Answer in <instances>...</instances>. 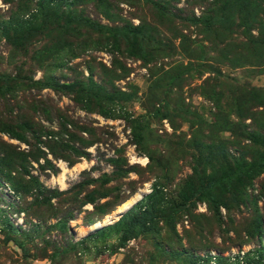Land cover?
Listing matches in <instances>:
<instances>
[{
    "label": "rangeland",
    "instance_id": "374dc122",
    "mask_svg": "<svg viewBox=\"0 0 264 264\" xmlns=\"http://www.w3.org/2000/svg\"><path fill=\"white\" fill-rule=\"evenodd\" d=\"M222 1L0 0V22L23 23L0 32V126L25 124V141L0 131V264H191L260 244L264 0ZM205 16L223 20L205 31ZM48 75L66 87L30 84ZM91 90L115 101L110 115L87 105ZM154 184L182 205L171 222L121 244L116 230L75 236Z\"/></svg>",
    "mask_w": 264,
    "mask_h": 264
},
{
    "label": "trees",
    "instance_id": "16d2710c",
    "mask_svg": "<svg viewBox=\"0 0 264 264\" xmlns=\"http://www.w3.org/2000/svg\"><path fill=\"white\" fill-rule=\"evenodd\" d=\"M62 1L64 3H67L69 0H62ZM58 2H60V0H38L39 5L42 3L56 4ZM234 4H236L237 6L239 5L245 6L247 4V1L245 0H223L221 4L219 5V7L221 8V10H224ZM222 20L223 19L221 16H205L204 18L194 19V22L199 24L201 27H203L205 31H211L213 27H215L218 24H221ZM75 23H77L78 25L90 28V29H98V30H103V31L110 30L109 27L95 23L85 18H75ZM21 24L23 23L20 20H15V21L10 20V19L5 20L3 22H0V32L4 35V37L9 38L8 37L9 34H7L9 30H12L13 28ZM116 31H118L119 33H122V32L130 33L133 36L134 35L136 36L138 35L137 33H139L135 31L134 28H128L127 26L121 27L120 29H116ZM141 35L143 36V34ZM53 68H56V67L53 65ZM30 84L36 86L37 89L49 88L51 90H57L60 87H63V86L66 87L65 84L64 85L59 84L57 79H55V77L52 75L45 76L44 79H37V80L30 79ZM89 85L91 89L97 88V86L92 81H89ZM86 95H87L86 98L90 97L89 100L88 99L86 100L87 105L90 103H93V105H98V106L100 105L101 99L98 93L91 90V92L86 93ZM106 102H108V107L107 105L99 106V112L105 113L104 115H110L111 109L113 108L112 105L115 103V101L111 102L108 99ZM121 112L122 111H119V114ZM163 115H166V114L163 113ZM131 122L133 123L132 125H133V128L135 129L136 126L134 125V122L133 121ZM16 128H18L19 131ZM23 128H25V124L17 123L16 127H10L8 125L6 127L0 126V131L6 132L9 137H12V138H15L21 141H25L23 133L20 132ZM138 136L139 134L135 136L137 141L139 140ZM239 168H240L239 166L236 167L235 172L237 173L244 172L245 175L248 174L247 171H242ZM189 188L191 189L190 185H189ZM204 192L205 194L197 193L195 200L203 199L204 196L211 199L210 192L209 191H204ZM166 196H167V189L165 188V186H163L162 184H154L151 191L148 194L144 195L138 201L132 204L116 221L96 229L92 234L88 235L87 237H90L97 233H102L108 229L116 230L120 232L119 244H121L129 236L136 234L138 231L142 230L143 232H147L148 230H150L153 224L157 222V219H162V218L164 219L165 217L168 216L169 217L168 220L169 222H171V219L173 218L171 216L180 212L182 205L180 204V206L177 205V207H175V205L171 201H169V199H167ZM90 197L91 196L89 195V193H86L83 198V202H91L92 199ZM191 200L192 199H190L189 201ZM189 201H184V204L187 205ZM166 206L169 207L170 213L168 215L163 216ZM213 206H217L215 205L214 201H213ZM132 210L135 212L134 213L135 218L131 217L130 215ZM128 216L130 217L129 219H128ZM61 222H62V225H64L65 221H62L60 219L55 222V225L57 226ZM208 260H209L208 256L202 257L200 255H194L191 259V264H208ZM214 264H235V263L228 262L225 257L221 256L220 254H217L215 256ZM244 264H264V250L260 247L255 248L252 254L250 253L246 255L244 259Z\"/></svg>",
    "mask_w": 264,
    "mask_h": 264
},
{
    "label": "bare ground",
    "instance_id": "6f19581e",
    "mask_svg": "<svg viewBox=\"0 0 264 264\" xmlns=\"http://www.w3.org/2000/svg\"><path fill=\"white\" fill-rule=\"evenodd\" d=\"M81 165L82 164H78L77 166H81ZM61 166H62V173L65 170L68 171V169H66V167H64L63 165H61ZM74 168H76V167H74ZM62 173L57 178V181L59 182V184L61 186L63 185L62 180H61L62 175H63ZM140 193H141V191L134 193L129 199H127L126 201H124L123 203L118 205L111 213L105 215L101 220L96 221L87 227L76 228L75 229V236L80 238L81 236H84L88 233L93 232L98 227H101V226L107 225L108 223H111L112 221H114L119 216V214L122 211L124 212L125 209H127L130 205H132L136 200L139 199V197L141 195Z\"/></svg>",
    "mask_w": 264,
    "mask_h": 264
},
{
    "label": "built area",
    "instance_id": "2783aa9c",
    "mask_svg": "<svg viewBox=\"0 0 264 264\" xmlns=\"http://www.w3.org/2000/svg\"><path fill=\"white\" fill-rule=\"evenodd\" d=\"M262 248L264 250V235L260 241V244L256 245V247L252 248V247H245V246H241V247H232L229 248L228 250H225L221 253H217L215 251H207L205 254L201 253L199 254L200 256H208L209 260H208V264H214L215 263V256L217 254H220L221 256L225 257L227 259L228 262L231 263H235V264H244V259L246 257L247 254H252L253 250L255 248Z\"/></svg>",
    "mask_w": 264,
    "mask_h": 264
},
{
    "label": "water",
    "instance_id": "95a60500",
    "mask_svg": "<svg viewBox=\"0 0 264 264\" xmlns=\"http://www.w3.org/2000/svg\"><path fill=\"white\" fill-rule=\"evenodd\" d=\"M134 203H135V202H134ZM130 206H131V205H130ZM130 206H129V207H130ZM119 216H120V214H119ZM119 216H118V217H119ZM118 217H117L114 221H116V220L118 219ZM114 221H112V222H114ZM112 222H111V223H112ZM108 224H110V223H108ZM104 226H105V225H104ZM101 227H102V226H101ZM98 228H100V227H98ZM98 228H97V229H98ZM95 230H96V229H95ZM95 230H94V231H95ZM94 231H93V232H94Z\"/></svg>",
    "mask_w": 264,
    "mask_h": 264
}]
</instances>
